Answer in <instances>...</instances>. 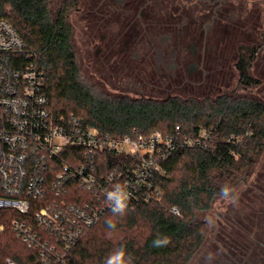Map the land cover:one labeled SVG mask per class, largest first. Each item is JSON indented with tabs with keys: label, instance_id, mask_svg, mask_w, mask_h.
<instances>
[{
	"label": "trees",
	"instance_id": "trees-1",
	"mask_svg": "<svg viewBox=\"0 0 264 264\" xmlns=\"http://www.w3.org/2000/svg\"><path fill=\"white\" fill-rule=\"evenodd\" d=\"M0 19L10 22L27 51L36 55L54 114L77 115L113 136H145L155 130L168 135L177 125L185 136L202 130L213 136L207 147H178L161 163L156 177L161 200L136 203L123 216L105 212L56 264H105L121 246L133 264H191L209 234L208 223L198 214L224 197L223 187L230 188L231 196L246 183L264 151V101L225 94L202 100L110 94L84 79L67 10L53 9L51 0H0ZM251 61L242 54L236 62L245 87L259 83L249 73ZM110 156L114 160L115 154ZM173 206L180 214L171 211ZM108 220L115 229L109 228ZM157 236L167 237V245L153 247ZM7 258L16 264H37L40 255L7 229L0 236V264Z\"/></svg>",
	"mask_w": 264,
	"mask_h": 264
},
{
	"label": "built area",
	"instance_id": "built-area-1",
	"mask_svg": "<svg viewBox=\"0 0 264 264\" xmlns=\"http://www.w3.org/2000/svg\"><path fill=\"white\" fill-rule=\"evenodd\" d=\"M212 137L207 130L185 136L179 125L168 135L113 136L77 115L54 114L36 55L0 19V236L12 230L39 253L37 264L65 259L111 211L106 194L114 186L127 187L129 207L161 200V163L178 147H207Z\"/></svg>",
	"mask_w": 264,
	"mask_h": 264
},
{
	"label": "flooded vegetation",
	"instance_id": "flooded-vegetation-1",
	"mask_svg": "<svg viewBox=\"0 0 264 264\" xmlns=\"http://www.w3.org/2000/svg\"><path fill=\"white\" fill-rule=\"evenodd\" d=\"M56 5L53 9L68 11L74 52L91 84L134 98L201 92L223 75L231 56L237 62L242 54L252 60L264 55V0H58ZM253 188L260 205L238 217L231 231L218 235L210 227L207 238H214L206 239L191 264H264V184Z\"/></svg>",
	"mask_w": 264,
	"mask_h": 264
},
{
	"label": "rangeland",
	"instance_id": "rangeland-1",
	"mask_svg": "<svg viewBox=\"0 0 264 264\" xmlns=\"http://www.w3.org/2000/svg\"><path fill=\"white\" fill-rule=\"evenodd\" d=\"M58 0H51V5L53 8L57 6ZM232 46H230L231 48ZM233 50V47H232ZM264 50V49H262ZM263 51H261L262 54ZM233 55V54H232ZM236 56V54H234ZM225 66V71L223 75L220 76V80L216 79L213 83H209L205 89L201 92L198 91H187L184 93L179 92H172V93H161V94H151L145 93L146 96L149 98L154 99H162L168 94H176L182 98H198V99H205V98H215L220 94H230L233 96H254L256 98H260L264 101V55H258L255 59L252 60L251 67L249 68V73L252 77L259 79V83L250 86H244L240 82L239 72L235 67V60L236 58H230ZM234 66V67H232ZM82 75L86 81L91 83V79L88 75V72L82 70ZM213 86L214 90L211 92L209 88ZM98 89V88H97ZM100 90H103L100 88ZM107 93L119 95L123 94L122 92L107 90ZM264 151L260 156L256 167L249 178V180L241 185L239 189L229 197H221L217 198L213 206L210 210L206 212H201L198 214V218L206 221L208 223L209 228H213L214 231L218 234V232L224 233L225 231H231L236 228V219L238 217H246L256 209L260 204L254 200L256 197L254 193L253 187H259V185L264 184ZM255 196V197H253ZM255 201V202H254ZM221 220V221H220ZM238 222V221H237ZM225 225V226H223ZM246 225V224H244ZM220 235V234H218ZM214 238V234L210 237ZM208 242H210V239ZM212 245V244H211Z\"/></svg>",
	"mask_w": 264,
	"mask_h": 264
},
{
	"label": "clouds",
	"instance_id": "clouds-1",
	"mask_svg": "<svg viewBox=\"0 0 264 264\" xmlns=\"http://www.w3.org/2000/svg\"><path fill=\"white\" fill-rule=\"evenodd\" d=\"M230 188L225 186L221 189V194L224 197H229ZM131 193L125 185H116L106 194V199L109 202L110 210L114 216H123L129 208V200ZM109 228L115 229L116 224L112 220H108ZM167 237L157 236L153 241V247L166 246L168 243ZM105 264H133L132 256L127 252L124 246L113 251L106 259Z\"/></svg>",
	"mask_w": 264,
	"mask_h": 264
}]
</instances>
